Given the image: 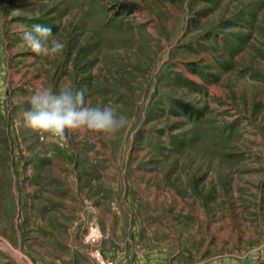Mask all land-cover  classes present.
<instances>
[{"label":"rangeland","instance_id":"rangeland-1","mask_svg":"<svg viewBox=\"0 0 264 264\" xmlns=\"http://www.w3.org/2000/svg\"><path fill=\"white\" fill-rule=\"evenodd\" d=\"M65 84L127 125L41 152L23 110ZM90 226L119 264H264V0H0V264H99Z\"/></svg>","mask_w":264,"mask_h":264},{"label":"clouds","instance_id":"clouds-1","mask_svg":"<svg viewBox=\"0 0 264 264\" xmlns=\"http://www.w3.org/2000/svg\"><path fill=\"white\" fill-rule=\"evenodd\" d=\"M47 24H34L23 32V41L32 52L48 56L61 52L65 44L55 38ZM29 106L22 116L27 126L49 132L63 141L74 130L114 134L128 123V117L118 113L112 103H89L83 88L65 84L59 89L38 86L29 96Z\"/></svg>","mask_w":264,"mask_h":264},{"label":"built area","instance_id":"built-area-1","mask_svg":"<svg viewBox=\"0 0 264 264\" xmlns=\"http://www.w3.org/2000/svg\"><path fill=\"white\" fill-rule=\"evenodd\" d=\"M108 238V233L102 231L97 226H90L88 229L86 239L94 245L91 253L99 264H119L115 258H106L103 256V252L99 245L101 242Z\"/></svg>","mask_w":264,"mask_h":264},{"label":"bare ground","instance_id":"bare-ground-1","mask_svg":"<svg viewBox=\"0 0 264 264\" xmlns=\"http://www.w3.org/2000/svg\"><path fill=\"white\" fill-rule=\"evenodd\" d=\"M38 135H41L42 137L38 138ZM53 139L54 140H52V137L51 138L49 137V132H44L43 131L41 133L34 134L33 137L30 139V141L32 143H36V146L41 150V152H46V149L49 148V144L51 142H54L57 139V137L55 136V137H53ZM3 246L10 250L11 246H9V243L6 242V243L3 244ZM12 252L15 254L14 256L17 257L16 256L17 253H18L17 250L12 251Z\"/></svg>","mask_w":264,"mask_h":264}]
</instances>
